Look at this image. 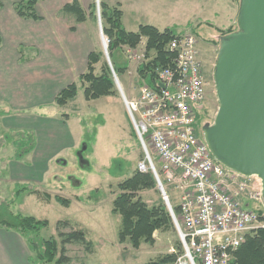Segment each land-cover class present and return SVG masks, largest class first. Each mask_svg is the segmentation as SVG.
<instances>
[{"label":"rangeland","instance_id":"1","mask_svg":"<svg viewBox=\"0 0 264 264\" xmlns=\"http://www.w3.org/2000/svg\"><path fill=\"white\" fill-rule=\"evenodd\" d=\"M70 1L72 0H39L38 12L47 21H56L71 32L77 27L75 17L62 10V6ZM99 1L80 0L87 13L90 6L95 5L94 17L89 16L86 22L93 35L94 49L102 52V59L96 65L98 69L102 61L108 63L103 53L99 29L102 27ZM107 1L110 4L120 3L124 13L123 23L128 29H134L138 24H151L159 29L171 25L182 34L193 33L196 36L198 55L205 65L208 80L201 107L202 125L212 123L219 106L213 73L220 34L215 27H225L228 13L235 7L238 8L239 0H200L199 5H195L194 0ZM164 1L165 6H161L160 3ZM104 37L108 41L105 35ZM144 47L145 44L141 42L137 46L138 52ZM18 53L19 56L26 57L32 50L23 44L18 48ZM126 55L129 60L128 69L120 78L116 77L127 100H132L138 94L136 89L140 79L136 72L139 64L127 52ZM132 79H136L134 93H131ZM74 81L77 82V79ZM19 107L21 108L15 110L9 104H0V120L6 117V125L0 121V212L20 213L47 220V227L36 234H27L30 240L55 238L58 248L56 258H62L61 264H142L164 254L177 252L179 235L170 229L155 231L154 243L142 242L138 248L132 247L129 240L120 242L118 239L120 218L111 211L112 200L118 194L117 184L131 175L138 162L144 158L119 91L115 96H102L87 101L79 87L75 99L64 106L46 104L42 106L44 110H39L41 106ZM45 115L50 118V127L56 128L45 143L48 147L62 143L63 149L48 162L42 182L39 179L13 181L10 173L24 174L31 164L29 157H22L20 154L17 158L16 153H21L28 145L35 146V128L45 122L43 119L38 121L37 118ZM66 137H71L73 144L64 147ZM147 148L156 171L165 181L163 188L171 203L179 205L180 191L174 190L173 184L165 179L151 144L148 143ZM31 171L34 173L33 168ZM33 173L34 177H38V173ZM248 183L252 190H256L260 180L252 177ZM23 186L36 190V193L18 190ZM45 193L50 195V200L44 197ZM55 195L68 199V207L57 202ZM140 195L148 205L155 204L162 198L161 192L153 189L143 190ZM246 197L245 194L240 196L245 207H261L259 203L249 201ZM78 229L85 232L84 240L63 241L64 237L59 236V232L67 235ZM31 256L34 264H47L38 259L36 252L32 251Z\"/></svg>","mask_w":264,"mask_h":264},{"label":"built area","instance_id":"2","mask_svg":"<svg viewBox=\"0 0 264 264\" xmlns=\"http://www.w3.org/2000/svg\"><path fill=\"white\" fill-rule=\"evenodd\" d=\"M100 35L105 41L101 31ZM197 43L193 33L170 40L167 47L174 64L156 69L160 87L153 89L138 80L137 97L127 100L123 94V99L144 152L138 170L150 169L161 183L149 156L148 138L165 179L180 191V222L173 210L172 214L184 254L176 264H229L246 236L264 228V204L260 183L256 190L248 183L255 176H243L218 162L197 131L196 113L205 98ZM126 52L138 64L145 59V47ZM244 194L261 207H245L240 198ZM164 195L169 203L165 191Z\"/></svg>","mask_w":264,"mask_h":264},{"label":"trees","instance_id":"3","mask_svg":"<svg viewBox=\"0 0 264 264\" xmlns=\"http://www.w3.org/2000/svg\"><path fill=\"white\" fill-rule=\"evenodd\" d=\"M38 1L18 0L14 2V10L21 18L34 21L39 20L42 17L36 9ZM99 5L100 17L102 19V32L108 39L107 52L115 75L120 78L128 69L129 60L126 55V48H136L143 41L145 44V59L138 65L137 75L148 86L153 89H158L160 84L157 80L156 69L173 66V54L168 50L167 45L170 40L182 35V33L176 31L172 26L159 29L151 24H140L136 31H129L122 23L123 11L119 3L109 5L107 2L100 0ZM1 6L2 1L0 0ZM94 6L91 5L90 11L87 13L80 0H72L65 3L62 10L65 13L73 15L76 22H84L89 16L94 17ZM236 27L238 28L237 23L225 29H217V31L221 36L237 30ZM1 44L2 38L0 35V47ZM101 59V51H90L87 57L86 69L77 78L80 86L77 82L69 83L56 94L54 103L58 106H64L68 102L73 101L79 87L82 88L84 99L87 101L102 96L117 95L118 89L116 88L108 63L102 61L99 69L96 66ZM201 107L196 113V125L197 131L202 134L203 111ZM133 132L135 135L134 130ZM145 140L148 145V138ZM33 148L34 144L26 146L21 153H16V157L18 158L20 154H22V157L25 156ZM157 173L162 185H164L165 181L161 179L160 173ZM117 189L118 194L112 200L111 211L118 214L120 218L118 231V239L120 242L129 240L132 247L138 248L142 242L154 243L155 239L153 234L157 230L170 229L177 232L172 216L163 198H159V201L155 204L148 205L140 195V192L143 190L153 189L157 192L160 191L157 188L156 178L150 169L140 171L136 167L131 175L117 184ZM18 190L28 191L29 194L36 193V190H29L26 186ZM44 197L48 200L51 199L50 195L46 193ZM168 198L171 203L169 196ZM54 199L66 207H68L70 202L68 199L59 195H55ZM171 206L177 220L180 222V206L178 204L173 205L172 203ZM47 226V220L37 219L31 215L0 212V228L20 234L28 242L30 252H36L39 260L47 264L52 262L61 264L62 258H56L58 248L55 238H37V240H30L27 235L28 233L36 234ZM59 236L64 237L63 241L84 240L85 232L82 229H78L68 232L67 235L59 232ZM183 254L184 249L178 236L176 253L170 252L142 264H170L176 262L177 258ZM30 261L34 263L32 256ZM197 264L201 263L197 262ZM229 264H264V228H259L252 234L246 236L241 245L233 251V256Z\"/></svg>","mask_w":264,"mask_h":264},{"label":"crops","instance_id":"4","mask_svg":"<svg viewBox=\"0 0 264 264\" xmlns=\"http://www.w3.org/2000/svg\"><path fill=\"white\" fill-rule=\"evenodd\" d=\"M1 1L0 104H9L15 110L21 108L19 106H41L39 110H44L42 106L55 104L56 94L69 83L75 82L79 74L86 69L88 54L95 50L91 29L86 20L76 22V29L69 32L68 28L59 25L58 22L44 19L40 12L38 13L42 18L39 20L24 19L14 10V2L18 0ZM103 1L114 5L107 0ZM194 1L195 5H199L200 0ZM160 4L165 6V1ZM38 8L39 3L36 6L37 11H39ZM237 12L236 7L231 13L227 12L228 19L225 21V27L215 28L225 29L236 24ZM139 25H136L134 29H128L125 25L124 27L129 31H136ZM168 26L171 25L165 27ZM23 44L32 50V53L28 54L29 57L19 56L18 48ZM133 81L134 79L130 80L131 93H134ZM42 96L47 97L43 100ZM5 118L0 121L6 125ZM37 119L38 121L43 119L45 122L35 128L37 141L32 151L24 156L29 157L31 164L24 174L10 173L9 176L13 181H38L39 179L42 182L48 162L63 149L62 143L51 147L45 143L47 137L56 130L55 127H50L48 122L50 118L45 115ZM68 137L63 143L64 147L69 146L70 143L73 144L72 138ZM14 164L23 167L19 163L14 162ZM31 168L34 173H38V177L32 175ZM30 259L28 242L20 234L0 228V264H34Z\"/></svg>","mask_w":264,"mask_h":264},{"label":"water","instance_id":"5","mask_svg":"<svg viewBox=\"0 0 264 264\" xmlns=\"http://www.w3.org/2000/svg\"><path fill=\"white\" fill-rule=\"evenodd\" d=\"M236 23L237 30L219 39L213 73L219 106L213 122L203 124L201 129L218 162L260 180L264 204V0H239ZM103 53L123 98L104 41ZM155 178L173 218L162 185Z\"/></svg>","mask_w":264,"mask_h":264},{"label":"flooded vegetation","instance_id":"6","mask_svg":"<svg viewBox=\"0 0 264 264\" xmlns=\"http://www.w3.org/2000/svg\"><path fill=\"white\" fill-rule=\"evenodd\" d=\"M204 68H205V65H203V64L201 63V72H202V74H203V76H204V81H205V83L207 84V83H208V80H207V76H205V70H204Z\"/></svg>","mask_w":264,"mask_h":264},{"label":"bare ground","instance_id":"7","mask_svg":"<svg viewBox=\"0 0 264 264\" xmlns=\"http://www.w3.org/2000/svg\"><path fill=\"white\" fill-rule=\"evenodd\" d=\"M104 40H105V38H104ZM105 41H106V40H105ZM105 41H104V42H105ZM102 42H103V41H102Z\"/></svg>","mask_w":264,"mask_h":264}]
</instances>
